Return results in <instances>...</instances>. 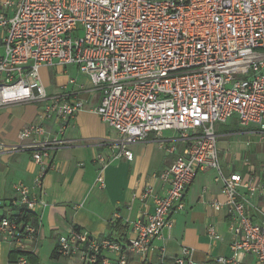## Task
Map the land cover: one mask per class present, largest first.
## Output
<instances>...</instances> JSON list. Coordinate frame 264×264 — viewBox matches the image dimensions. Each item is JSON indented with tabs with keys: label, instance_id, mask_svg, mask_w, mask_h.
Here are the masks:
<instances>
[{
	"label": "built area",
	"instance_id": "built-area-1",
	"mask_svg": "<svg viewBox=\"0 0 264 264\" xmlns=\"http://www.w3.org/2000/svg\"><path fill=\"white\" fill-rule=\"evenodd\" d=\"M10 16L0 12V109L14 104L38 105L34 122L19 132L12 150H29L39 174L52 167V152L64 146V129L85 108L76 94H48L41 67L75 65L101 94L92 111L114 129L116 151L98 153L96 183L113 160L133 159L129 145L150 137L168 154L171 164L154 175L163 194L144 188L153 212L132 224L134 237L125 242L92 237L71 229L57 238L62 257H79L82 264H126L125 252L146 258L163 241L173 214L185 208L184 197L199 172L213 169L222 185L232 235L231 254L218 264H239L252 255L264 264V214L255 220L250 198L264 197V163L246 162L247 172L224 173L219 160L216 126L236 119L253 127L264 143V0H6ZM69 83H74L70 78ZM44 122L51 123L45 129ZM53 125L56 131H52ZM172 132L184 144L179 153L166 144ZM29 140L28 143L22 141ZM32 185L13 184L12 204L34 213L36 222L0 214V234L12 249L29 251L37 239L45 200L32 195ZM218 210L221 203H213ZM0 207H2L0 205ZM211 239L219 235L207 228ZM104 252L117 255L114 261ZM19 264H28L18 255ZM172 264H206L182 247Z\"/></svg>",
	"mask_w": 264,
	"mask_h": 264
},
{
	"label": "crops",
	"instance_id": "crops-1",
	"mask_svg": "<svg viewBox=\"0 0 264 264\" xmlns=\"http://www.w3.org/2000/svg\"><path fill=\"white\" fill-rule=\"evenodd\" d=\"M5 1L0 0V12L10 16L12 7L3 6ZM2 35L0 29V38ZM39 74L48 94H76L84 101L85 108L64 129L61 137L67 144L53 150L52 167L42 176L40 186H33L39 167L33 162L30 151L9 149L21 143L19 132L35 121L38 105L14 104L0 109V214L10 209L7 208L9 201L17 198L13 184L32 185V195H42L46 205L36 209L40 224L37 239L27 243L29 252L40 264H82L79 257L66 258L54 253L57 238L73 227L97 238L111 237L125 242L134 237L133 222L153 212L152 198H141L143 190L151 186L153 193L163 194V185L154 175L168 167L174 155L163 150L153 137L131 144L128 147L133 159L113 160L103 171L104 186H99L95 179L100 165L95 157L98 153L108 155L116 151L111 143L117 138L116 131L91 110L99 103L100 92L75 65L41 67ZM70 78L74 83L68 82ZM43 126L49 129L51 123L44 122ZM56 130L53 125L52 131ZM216 134L224 173H246L247 161L256 166L264 163V143L255 128L242 127L233 118L218 124ZM163 136L166 144L175 146V153L181 152L182 141L172 133L164 132ZM215 176L213 169L196 174L185 193V208L173 214L172 226L165 230L163 241H156V250L146 258L126 251V264H172L182 247L191 250L193 260L206 264H218L216 257L230 256L232 235L227 227L226 197ZM215 202L221 203L220 209L213 208ZM250 202L254 219L262 218L264 197L253 196ZM209 226L216 229L218 239L208 236ZM12 250L0 234V264H19L18 255L11 253ZM103 255L110 261L117 258L111 252ZM254 261L252 255H245L239 264H254Z\"/></svg>",
	"mask_w": 264,
	"mask_h": 264
},
{
	"label": "trees",
	"instance_id": "trees-1",
	"mask_svg": "<svg viewBox=\"0 0 264 264\" xmlns=\"http://www.w3.org/2000/svg\"><path fill=\"white\" fill-rule=\"evenodd\" d=\"M7 206L11 209V211H13V217H16L18 219H24V220L32 221L33 223L36 222V218L34 216V213L28 211L23 206L14 205V204H12L11 201L8 202ZM73 229H78V228L73 227ZM56 247H57V243H56L55 248H54V253L56 255L60 256V254L57 253V251H56ZM11 253L15 254L16 256L20 255V254L26 256V258L29 259L30 264H40L38 259L36 258V256L33 255L29 251H17L15 249H13L11 251Z\"/></svg>",
	"mask_w": 264,
	"mask_h": 264
},
{
	"label": "rangeland",
	"instance_id": "rangeland-1",
	"mask_svg": "<svg viewBox=\"0 0 264 264\" xmlns=\"http://www.w3.org/2000/svg\"><path fill=\"white\" fill-rule=\"evenodd\" d=\"M172 133V132H170V131H166L165 133ZM28 260V264H30V262H29V259H27ZM42 264H44V263H42Z\"/></svg>",
	"mask_w": 264,
	"mask_h": 264
}]
</instances>
